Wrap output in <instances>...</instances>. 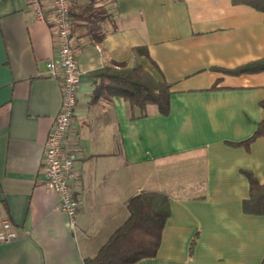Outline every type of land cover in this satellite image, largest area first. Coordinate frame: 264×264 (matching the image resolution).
<instances>
[{
	"label": "crops",
	"instance_id": "crops-1",
	"mask_svg": "<svg viewBox=\"0 0 264 264\" xmlns=\"http://www.w3.org/2000/svg\"><path fill=\"white\" fill-rule=\"evenodd\" d=\"M80 1L70 14L80 84L63 143L74 155L71 224L41 166L61 102L46 69L54 29L27 0H0V217L18 234L0 242V264H84L143 191L166 194L169 215L156 254L130 264H264V134L249 139L264 119V70L232 72L264 57V10L238 0ZM120 64L172 84L166 113L93 95L94 73Z\"/></svg>",
	"mask_w": 264,
	"mask_h": 264
},
{
	"label": "trees",
	"instance_id": "trees-1",
	"mask_svg": "<svg viewBox=\"0 0 264 264\" xmlns=\"http://www.w3.org/2000/svg\"><path fill=\"white\" fill-rule=\"evenodd\" d=\"M238 1L264 10V0ZM78 3L81 1H73L71 7ZM85 3H95V1L87 0ZM71 7L70 14L72 15L74 11ZM76 7L78 10L84 8L80 5ZM78 14L75 17H86L82 11ZM260 70H264V57L249 61L232 72ZM94 75L99 78V84L93 95H98L102 89H105L123 97L130 106L140 110H143L147 103L156 104L162 113L168 110V98L172 92V84L156 81L138 65L132 68L124 64H120L119 68L105 66ZM262 134H264V119L258 123L249 139ZM250 188L252 193L258 192L260 188L253 176H250ZM125 206L128 211L125 220L110 234L94 256L85 259L84 264H130L156 254L161 232L169 215L167 195L162 192L143 191L127 199Z\"/></svg>",
	"mask_w": 264,
	"mask_h": 264
},
{
	"label": "built area",
	"instance_id": "built-area-1",
	"mask_svg": "<svg viewBox=\"0 0 264 264\" xmlns=\"http://www.w3.org/2000/svg\"><path fill=\"white\" fill-rule=\"evenodd\" d=\"M27 1L34 20L45 21L48 16L54 29L56 55L47 60L46 69L49 75L60 81L61 102L45 140L41 166L45 186L57 194L58 207L66 212L73 224L78 200L71 192L68 179L73 175L74 155L64 149L63 143L80 84V70L70 43V7L75 0H48L47 7L42 5L41 0ZM17 236L11 222L0 217V242L13 240Z\"/></svg>",
	"mask_w": 264,
	"mask_h": 264
}]
</instances>
